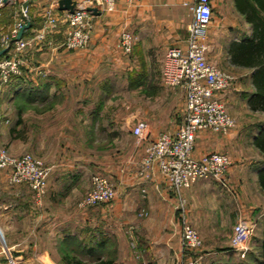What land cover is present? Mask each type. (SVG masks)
Wrapping results in <instances>:
<instances>
[{"label": "crops", "instance_id": "1", "mask_svg": "<svg viewBox=\"0 0 264 264\" xmlns=\"http://www.w3.org/2000/svg\"><path fill=\"white\" fill-rule=\"evenodd\" d=\"M23 1L0 7V33L14 28ZM26 1L29 29L21 38L29 46L20 74L0 87V146L15 156L29 153L48 173L45 193L36 198L25 185L8 187L7 172L0 170V264H181L193 258L181 255L176 193L156 169L140 176L142 148L130 133L143 120L154 140L182 123L184 92L164 85L161 75L165 53L185 49L193 0H116L112 12L94 7L90 41L73 50L63 46L61 22L42 42L34 38L47 11L59 18L68 12L58 9V0ZM71 1L76 6L84 0ZM211 4L207 59L234 75L220 99L233 118L235 105H241L252 119L235 120L226 134L197 133L193 156L218 152L229 158L227 177L240 190L246 210L241 219L255 226L246 263L259 264L264 153L258 144L264 138V112L255 109L252 70L236 65L233 52L253 39L254 28H264V0ZM122 30L136 39L130 54L118 45ZM94 175L107 176L116 195L111 202L81 208ZM225 189L214 180H199L181 194L186 221L196 229L213 227L202 236V264L242 261L217 234L231 213Z\"/></svg>", "mask_w": 264, "mask_h": 264}, {"label": "built area", "instance_id": "2", "mask_svg": "<svg viewBox=\"0 0 264 264\" xmlns=\"http://www.w3.org/2000/svg\"><path fill=\"white\" fill-rule=\"evenodd\" d=\"M13 1L0 0V7ZM126 1L132 4L141 0ZM115 3L116 0H84L75 6L72 13L67 12L62 18L47 11L44 26L34 38L42 42L47 32H52L61 22L66 26L63 46L69 50L84 49L90 41L92 28L91 12L88 8L99 7L105 12H112ZM189 10L191 21L187 27L185 49L175 48L165 53V65L161 75L164 85L179 87L184 92L182 123L174 133H159L154 140L148 138L147 123L143 120L136 121L130 133L137 146L142 148L140 176L147 178L151 170L156 169L178 197L181 208V255L195 254L193 258L187 257V260L181 261V264H202L203 254L199 252L202 242L196 229L186 221L183 210L185 200L181 194L199 180H214L223 188L226 186L224 176L230 165L229 158L218 152L194 157L193 150L197 133L210 131L226 134L234 129L235 122L220 99L231 88L233 78L207 59V54L211 51V45L206 41L207 27L212 19L211 0H193ZM28 12L29 6L24 0L14 28L1 38L0 47L6 49V53L0 57L1 88L8 84L12 76L20 74L23 66L22 55L29 46V41L15 38L18 31L29 22ZM135 41L133 35L122 30L118 45L125 54H130ZM2 115L0 106V123ZM0 170L7 172L9 184H27L36 198L45 193L48 169L41 160L29 153L15 157L5 147L0 146ZM90 183L91 186L80 200L79 207H92L114 199L116 191L107 176L94 175ZM252 232L251 223L248 224L242 219L233 228L230 249L240 259L249 251L247 243Z\"/></svg>", "mask_w": 264, "mask_h": 264}, {"label": "trees", "instance_id": "3", "mask_svg": "<svg viewBox=\"0 0 264 264\" xmlns=\"http://www.w3.org/2000/svg\"><path fill=\"white\" fill-rule=\"evenodd\" d=\"M254 29L253 39L235 47L233 60L236 65L252 70L251 83L255 90V109L264 112V28ZM258 145L264 153V138ZM259 179L261 189L264 191V174ZM259 264H264V241Z\"/></svg>", "mask_w": 264, "mask_h": 264}, {"label": "rangeland", "instance_id": "4", "mask_svg": "<svg viewBox=\"0 0 264 264\" xmlns=\"http://www.w3.org/2000/svg\"><path fill=\"white\" fill-rule=\"evenodd\" d=\"M2 29V28H1ZM9 28H3V30H1V33H0V41H1V38L5 37L6 35L9 34ZM224 71V70H223ZM225 73H227L228 75H230L232 78H234V75L228 71L225 70ZM232 84H233V81H232ZM1 106V105H0ZM236 107H234V111L235 112H232L233 115H234V122L235 120H239V121H246V120H250L252 119V117L246 113L245 109L243 110V108L241 107V105H235ZM2 108V107H1ZM3 110V109H2ZM28 111V110H27ZM237 116V118H236ZM264 118V117H263ZM236 123V122H235ZM2 147H5L2 145ZM6 148V147H5ZM7 149V148H6ZM8 153L11 155V156H15L13 155L8 149H7ZM25 154V153H24ZM23 155V153L21 154ZM21 155H18V156H21ZM18 156H15V157H18ZM42 162V161H41ZM140 164V163H138ZM231 164V162H230ZM230 167V165H229ZM228 167V169H229ZM227 169V170H228ZM225 191L230 195V198H231V203H230V208L228 209V211H231L230 214H226V212H224V214H226L225 218H224V224H223V228L222 229H218L217 231V234H218V237L220 240H223L224 243H227V248H229V250L231 251L230 249V241L232 240V237H233V228L234 226L241 220L242 218V212L243 210H245L242 206H243V202H242V199H241V192L240 190L238 189L237 185L234 183H232L228 177H227V172L225 173ZM111 181V180H110ZM7 183V186L9 187H12V186H17V185H25L29 188V186L27 184H9L8 181H6ZM112 182V181H111ZM114 186V185H113ZM30 189V188H29ZM228 190V191H227ZM229 206V205H228ZM184 207V206H183ZM215 207V206H214ZM263 209H264V206H262ZM246 211V210H245ZM230 215V216H229ZM252 227H253V231L255 229V226L253 223H251ZM195 228V227H194ZM196 229V228H195ZM211 229H213V227H207L205 225H200V228L196 229L197 233L199 234V237L201 239V242H202V245H201V248L203 246V239H202V236H204V234H207L209 235L210 232L212 231ZM253 233V232H252ZM252 235V234H251ZM250 238V237H249ZM249 240V239H248ZM247 246L248 248H250V245L247 243ZM232 252V251H231ZM233 253V252H232ZM234 254V253H233ZM247 256V255H246ZM246 256L242 259V261L240 262H237V264H246L247 261V258ZM246 258V259H245ZM245 260V261H243ZM244 262V263H243Z\"/></svg>", "mask_w": 264, "mask_h": 264}, {"label": "water", "instance_id": "5", "mask_svg": "<svg viewBox=\"0 0 264 264\" xmlns=\"http://www.w3.org/2000/svg\"><path fill=\"white\" fill-rule=\"evenodd\" d=\"M6 0H4L5 2ZM58 9L62 11H68L69 13H72L75 7V4L71 0H58L57 2ZM88 11L91 13H97L96 8H88ZM29 29V23H26L17 33L15 40H19L24 30ZM6 53V49H0V57L3 56Z\"/></svg>", "mask_w": 264, "mask_h": 264}]
</instances>
